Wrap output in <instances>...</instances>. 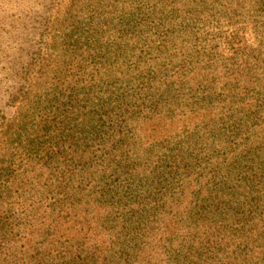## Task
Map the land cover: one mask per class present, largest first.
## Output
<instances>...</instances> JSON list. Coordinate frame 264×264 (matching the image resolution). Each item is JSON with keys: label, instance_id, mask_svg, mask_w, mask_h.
I'll return each mask as SVG.
<instances>
[{"label": "rangeland", "instance_id": "374dc122", "mask_svg": "<svg viewBox=\"0 0 264 264\" xmlns=\"http://www.w3.org/2000/svg\"><path fill=\"white\" fill-rule=\"evenodd\" d=\"M262 57L264 0H0V207L14 212L7 221L9 212L1 213L0 264H16L7 234L9 225L18 224L19 211L37 208L43 215L69 183L72 190L82 188L76 196L80 206L71 213L85 227L99 222L96 230L114 243L135 233L136 218L126 212L142 198L146 208L164 211L148 224L155 230L161 226L179 177L203 174L212 188L215 179L208 174L218 169L223 175L218 180L226 181L232 194L239 181L236 168L260 178L264 154L256 138L263 136L259 143L264 144V81L253 79V72ZM58 76L71 86L52 99L49 89ZM257 80L263 84L255 86ZM46 99L55 119L40 140L31 141L30 125L38 113L30 111ZM149 111L174 122L157 128L154 138L136 142L147 150L130 160L148 161L139 173L105 177L107 194L95 187L99 207L92 205L94 194L85 181L59 177L62 166L48 160L58 140L64 149L86 150V165L96 164L102 139L122 126L132 129L131 120ZM174 151L181 161L172 168ZM28 159L39 167L48 162L52 171L11 185L24 174ZM5 187L9 201L2 195ZM194 194L177 208L180 227L189 222L186 208L192 216L201 210ZM218 202L207 215L208 230L226 223L237 207L227 195ZM184 236L168 237L173 246H183Z\"/></svg>", "mask_w": 264, "mask_h": 264}, {"label": "trees", "instance_id": "16d2710c", "mask_svg": "<svg viewBox=\"0 0 264 264\" xmlns=\"http://www.w3.org/2000/svg\"><path fill=\"white\" fill-rule=\"evenodd\" d=\"M253 73L256 75L253 79L264 81V59L256 65ZM59 79L60 76L57 77L54 87L49 89V97L52 99H56L55 96L58 94L62 95L63 90L71 86L68 83L63 84ZM253 79L246 80L248 86L252 84ZM261 80H257L254 85L261 86L263 84ZM48 101V99L44 100L37 108L30 111V113L33 111L38 113L36 122L30 125V131L33 132L31 141L40 140L43 132L51 127V119H55L50 116L54 112L49 110L46 103ZM147 113L150 114L145 118L139 114L131 120L132 129L129 126H122L121 129L118 128L119 130L108 134L111 136L102 139L104 141H101L102 149L96 164L86 165V150L78 149L76 145H73V148L69 146L68 149H64L63 143H59L58 140L54 142V152L48 156V160L62 166L59 177L66 180L79 177V182L85 181L90 188L88 191L94 194L92 205L99 207L101 200L96 195L95 187L100 185V193L107 194L106 182L103 181L105 177L123 175L128 179L134 176V172L139 173V168L145 166L148 161H143L141 164L130 162L135 157H141L139 151L143 148L138 147L136 142L142 138H154L157 128L164 127L165 124L170 127L174 122V120L160 117L158 112ZM262 138L263 136L256 138L260 156L264 154V144L259 143ZM24 150L25 152L30 150L29 143ZM146 152L147 150L143 151V153ZM180 161V156H177L174 151L171 160L172 168ZM259 161L260 178L243 171L238 172L236 168L239 181L235 185V194H232L229 189L226 190L224 187L226 181L218 180L223 176L218 173V169L208 174V178L215 179L210 180L214 185L212 188L207 186L209 179L203 180L204 177H201L203 174L200 176L186 174L179 177V183L167 199L169 203L167 215L161 219L163 222L157 230L152 229L148 224L154 222L152 220L154 216L164 215V211L157 212L155 209L146 208L142 203L144 198L133 202L126 213L129 219L136 218L135 223H131L135 225L133 227L136 231L129 239L114 243H109L107 238H103L106 235L103 231L96 230L100 225L99 222L93 223V228L85 227L79 216L71 213V210L80 206L76 196L82 188H78V191L72 190L69 183L63 188L62 196L53 200L49 211L39 215L37 208H33L32 212L27 214L24 210H20V218L17 217L18 224L9 225L7 235L12 247L11 254L15 261L13 263L264 264V161ZM27 163L30 164L29 159ZM27 163L23 168L24 174L15 179L11 185L24 184L26 180L33 181L40 178V171H52L48 162H42L40 167L30 164L33 169L30 173H26L29 167ZM109 186L111 189L113 183ZM5 189L2 195L4 194L3 198L9 201L11 198L8 196V187ZM193 194L198 198L201 210L192 216L191 209L186 208L184 218L189 222L187 226L180 227L176 216L181 212H178L177 208L181 205L182 199H190ZM224 195L234 200L237 207L228 214L226 223L216 221L217 223L213 226L215 229L208 230L207 215L212 210V206L219 205L218 196L220 200H224ZM131 197L130 202L135 199V194L131 193ZM188 203H190L189 200ZM16 205V209H19V202ZM55 208L57 211L52 212ZM2 212H9V215L5 216L6 221L14 215V212L10 213V208L0 207V222L3 220ZM179 232L184 233L182 240L188 244L173 246L169 237L172 238ZM199 248L204 251L201 252ZM118 251H120L119 257L115 262L113 255Z\"/></svg>", "mask_w": 264, "mask_h": 264}]
</instances>
